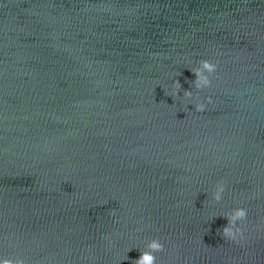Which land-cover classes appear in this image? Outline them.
<instances>
[{"label":"water","instance_id":"95a60500","mask_svg":"<svg viewBox=\"0 0 264 264\" xmlns=\"http://www.w3.org/2000/svg\"><path fill=\"white\" fill-rule=\"evenodd\" d=\"M151 239L157 264H264V0H0V258L133 264Z\"/></svg>","mask_w":264,"mask_h":264},{"label":"clouds","instance_id":"9594fccd","mask_svg":"<svg viewBox=\"0 0 264 264\" xmlns=\"http://www.w3.org/2000/svg\"><path fill=\"white\" fill-rule=\"evenodd\" d=\"M217 70V64L210 60L203 59L199 61V67L192 68L190 71L194 74L195 79L192 81L194 88L201 90L211 86V80L209 77L215 73ZM181 90V84L179 80L173 81V91L166 94L167 96L174 97ZM183 96L187 99L193 97V93L190 90H184ZM199 98L197 97V100ZM207 104H212V97H206ZM206 109V104L203 102L195 103V111L204 112ZM225 191V185L219 183L215 186V190L212 193V199L215 202H220L222 199V194ZM115 215L113 211L111 213ZM248 217V209L244 207L233 208L225 216L227 219L226 226L223 227L222 231L218 230V234L222 235L225 241L240 243L244 239L245 228L238 226V222H244ZM131 249H129L130 251ZM164 251V244L160 242L159 239H151L147 242L145 250L141 251L138 259L133 261V264H157L156 253ZM0 264H25V261L21 258L10 259V258H0Z\"/></svg>","mask_w":264,"mask_h":264}]
</instances>
